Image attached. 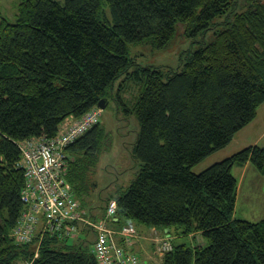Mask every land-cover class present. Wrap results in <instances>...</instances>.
Wrapping results in <instances>:
<instances>
[{
	"label": "trees",
	"instance_id": "16d2710c",
	"mask_svg": "<svg viewBox=\"0 0 264 264\" xmlns=\"http://www.w3.org/2000/svg\"><path fill=\"white\" fill-rule=\"evenodd\" d=\"M238 5V0H18L15 21L0 19V264H98L97 226L84 224L91 219L103 220L117 248V236L130 244L118 235L123 227L134 228L136 237L137 225L167 230L163 238H171L172 249L161 255V264H264V218L255 223L233 218L238 188L232 174L234 166L251 164L264 176V145L247 146L199 173L192 170L227 147L264 104V0ZM222 16L225 21L212 24ZM177 23L185 24L187 36L212 30L213 40L202 41L175 68L141 65L128 56L127 44L163 48ZM121 78L115 99L139 125L132 151L137 177L102 199L105 207L98 198L97 205L85 207L89 191L81 162L97 157L103 135L97 118L64 149L65 180L80 212L64 226L73 225L79 236L67 241L72 233L50 236L37 224L33 239L17 244L12 230L25 212L18 143L55 137L66 119L80 120L101 99L108 103V92ZM111 200L114 219L107 217ZM95 209L102 214L93 215ZM172 227L200 242L175 244Z\"/></svg>",
	"mask_w": 264,
	"mask_h": 264
},
{
	"label": "rangeland",
	"instance_id": "374dc122",
	"mask_svg": "<svg viewBox=\"0 0 264 264\" xmlns=\"http://www.w3.org/2000/svg\"><path fill=\"white\" fill-rule=\"evenodd\" d=\"M63 3L64 0H56ZM242 0H238L241 6ZM12 0H0V13L9 22L15 21V8L12 7ZM108 13V10L106 11ZM225 21V17H218L212 21V24ZM213 31L210 30L204 34L196 36H187L184 23H177L172 38L163 48H155L151 43L127 44L128 56L134 58L138 64L151 66H169L177 67L186 62L191 52L202 45L213 40ZM122 78L117 80L108 92V103L99 115V125L103 129V135L97 142L98 151L94 163L91 162L92 155L88 156L81 163L86 164L85 186L89 194L86 198V205L95 206L100 199L107 198L110 194H115L125 188L137 177L139 166L132 157V151L139 131L138 121L133 113L129 115L123 110L121 104L116 99L118 86ZM128 92L135 94L136 90L130 89ZM130 93H126L125 98L131 99ZM67 119L63 122L66 125ZM253 124H260L264 131V104L258 108L257 117ZM249 128L242 131L233 139V141L224 149L208 156L203 161L195 165L192 170L199 173L214 163L230 157L232 154L250 146L251 138L249 131L255 129ZM247 126V127H248ZM247 134V137L245 135ZM264 140L258 143L263 146ZM232 174L237 180L236 202L233 218L245 220L248 222H258L264 218V176L251 164L246 167L234 166ZM108 211V210H107ZM94 220V219H93ZM139 226V225H138ZM144 226V225H143ZM145 227V226H144ZM175 244H186L194 246L197 240L191 235L183 236L180 229H171ZM201 237V236H200ZM198 238V237H197ZM71 243V242H70ZM36 244L29 246L30 250L36 248ZM206 244V241L201 243ZM22 264V263H20ZM25 264V263H23Z\"/></svg>",
	"mask_w": 264,
	"mask_h": 264
},
{
	"label": "built area",
	"instance_id": "2783aa9c",
	"mask_svg": "<svg viewBox=\"0 0 264 264\" xmlns=\"http://www.w3.org/2000/svg\"><path fill=\"white\" fill-rule=\"evenodd\" d=\"M97 119L81 118L76 121H69L72 127H64L60 138L53 143L46 145L35 153V157L23 159L20 157L24 167L27 183L32 186L31 191L24 196V213L17 220L16 226L12 230L15 241L24 240L30 242L38 221L43 219V232L50 236L62 237L75 232V227L64 226L65 220H75L79 218V204L70 196V187L62 175V165L66 163L64 147L73 138L74 131L85 132L91 128ZM35 152V147H31ZM109 202L107 210L112 207ZM36 205H39L36 207ZM97 239L93 245V254L98 264H137L136 257L116 248L113 237L109 239V231L102 225L95 228ZM121 237L129 241L135 238L136 232H128L124 227L120 231ZM172 248H163L159 245L158 253L162 255Z\"/></svg>",
	"mask_w": 264,
	"mask_h": 264
},
{
	"label": "bare ground",
	"instance_id": "6f19581e",
	"mask_svg": "<svg viewBox=\"0 0 264 264\" xmlns=\"http://www.w3.org/2000/svg\"><path fill=\"white\" fill-rule=\"evenodd\" d=\"M101 110H102V108H100V107L97 108V109L90 110L89 112H87L82 117L85 118V119H97V118H99ZM67 126L68 127H72L71 123L69 121H67L66 125H64V126L60 125L56 136L51 138V139H45L44 137H39V138H31V139L20 141L18 143V147H19L20 152H21V157L23 159H29L31 157H35V155H36L35 153H37V152L39 153L41 148L45 147L46 145H48L50 143H53L55 141V139L60 138L62 129L64 127H67ZM82 134H83V132L74 131L73 132V138H72V140L70 141V143L68 145L72 144ZM31 147H35V152L33 151V149ZM66 147H64V149ZM64 149H63V151H64ZM64 154H65V151H64ZM65 156H66V154H65ZM66 159H67V156H66ZM19 164L24 169L21 160H20ZM65 173H66V163L62 165V175H63L64 179H65ZM24 177H25V185H24V188L21 191V201H22L23 204H24V196H26L32 189V186L27 183V178H26L25 173H24ZM66 183H67V181H66ZM69 187H70V185H69ZM70 191H71V188H70ZM75 201H77V200H75ZM111 201H113V200H111ZM111 201H109V202H111ZM78 204H79V202H78ZM38 206L39 205H36V207H38ZM107 217L110 218V219L116 218V204H115L114 201L112 202V207L110 209H108V211H107ZM38 222H40V223H38L39 225H38L37 228L38 229L40 228L41 232L45 233V232H43V219L40 218ZM84 224L88 228H91L93 226H101V225H103V220L98 221V220L91 219V220L85 221ZM37 228L35 229V232H36ZM124 230L128 231V232H136V230L134 228H131V227H124ZM35 232H34V234H35ZM118 235H120V232H119ZM136 235H137V233H136ZM78 236H79V232H74V233H72L69 236H65V238H66L67 241H70V240H75ZM33 237H34V235H33ZM33 237H32V239H33ZM132 239L133 238L129 239V241H126V239L124 238V240L126 242H129V243L131 242ZM15 242L17 244H21V245L22 244H26V241H24V240H17ZM155 242H156V248L155 249H156L157 253L159 251L158 250L159 245H161V247H163V248H172V241H171V238H169L168 235H166V238H163V239L157 238L155 240ZM113 243H114V236H113ZM114 246H115V244H114ZM120 250H122V249H120ZM124 254H126V253H124ZM35 256H37V255H35ZM136 259H137V257H136ZM137 263H138V259H137ZM25 264H29V263H25Z\"/></svg>",
	"mask_w": 264,
	"mask_h": 264
},
{
	"label": "crops",
	"instance_id": "0c3cea01",
	"mask_svg": "<svg viewBox=\"0 0 264 264\" xmlns=\"http://www.w3.org/2000/svg\"><path fill=\"white\" fill-rule=\"evenodd\" d=\"M18 0H12V7H16ZM3 16L0 13V19ZM257 117V115H256ZM255 121V120H254ZM253 121V122H254ZM252 123H250V126L255 129L249 131L248 136L251 138V142L249 141L250 145H258L260 141L264 140V131L260 130L263 128L260 124H257L256 126ZM249 126L242 129L240 132H238L236 135L241 133L242 131H245L248 129ZM236 137V136H235ZM234 137V138H235ZM247 137V134L245 135ZM233 141V140H232ZM99 208V207H98ZM93 215L100 216L102 214V211L99 209H95L93 211ZM100 218V217H99ZM131 223V221H128L127 223ZM120 227V225H119ZM119 227H113L115 230H119ZM137 227V228H136ZM135 228L138 232V237L131 240L130 244H124L122 239L120 237H116L115 241L118 247H120L126 254L132 253L137 257L139 264H161L162 259L161 256L157 254L156 252V242L155 240L157 238H163L165 237V232L161 229L156 228H148L141 225H137ZM194 234V233H193ZM83 237H88V239H93V234H87L85 232L81 233ZM80 235V237H82ZM170 237L174 240V236L172 234H169ZM197 237V236H196ZM198 242H200V238H198ZM138 264V263H137Z\"/></svg>",
	"mask_w": 264,
	"mask_h": 264
},
{
	"label": "water",
	"instance_id": "95a60500",
	"mask_svg": "<svg viewBox=\"0 0 264 264\" xmlns=\"http://www.w3.org/2000/svg\"><path fill=\"white\" fill-rule=\"evenodd\" d=\"M105 105H106V100L105 99H101L99 102H98V106L100 108H105ZM165 232H167V230H165Z\"/></svg>",
	"mask_w": 264,
	"mask_h": 264
}]
</instances>
